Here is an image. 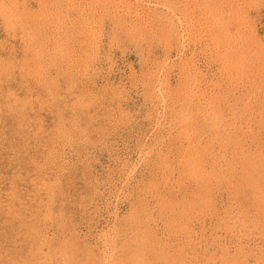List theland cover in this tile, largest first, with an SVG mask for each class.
Segmentation results:
<instances>
[{
    "label": "rangeland",
    "instance_id": "374dc122",
    "mask_svg": "<svg viewBox=\"0 0 264 264\" xmlns=\"http://www.w3.org/2000/svg\"><path fill=\"white\" fill-rule=\"evenodd\" d=\"M0 264H264V0H0Z\"/></svg>",
    "mask_w": 264,
    "mask_h": 264
}]
</instances>
